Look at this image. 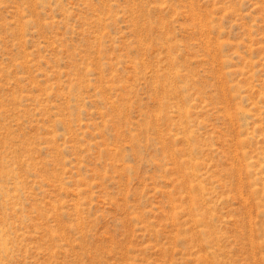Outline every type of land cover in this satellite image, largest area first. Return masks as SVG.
Wrapping results in <instances>:
<instances>
[{"label": "rangeland", "instance_id": "1", "mask_svg": "<svg viewBox=\"0 0 264 264\" xmlns=\"http://www.w3.org/2000/svg\"><path fill=\"white\" fill-rule=\"evenodd\" d=\"M0 264H264V0H0Z\"/></svg>", "mask_w": 264, "mask_h": 264}]
</instances>
